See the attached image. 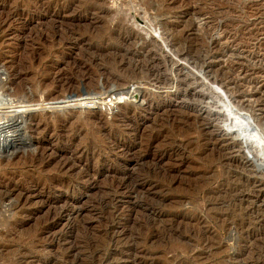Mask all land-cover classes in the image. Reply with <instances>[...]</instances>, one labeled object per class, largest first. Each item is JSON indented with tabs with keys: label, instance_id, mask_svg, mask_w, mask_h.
<instances>
[{
	"label": "rangeland",
	"instance_id": "obj_1",
	"mask_svg": "<svg viewBox=\"0 0 264 264\" xmlns=\"http://www.w3.org/2000/svg\"><path fill=\"white\" fill-rule=\"evenodd\" d=\"M0 82V264H264V0H0Z\"/></svg>",
	"mask_w": 264,
	"mask_h": 264
},
{
	"label": "bare ground",
	"instance_id": "obj_2",
	"mask_svg": "<svg viewBox=\"0 0 264 264\" xmlns=\"http://www.w3.org/2000/svg\"><path fill=\"white\" fill-rule=\"evenodd\" d=\"M217 72V71H216ZM156 74V73H155ZM6 83V82H5ZM2 83L0 82V89H2ZM23 88V87H22ZM22 90V89H21ZM0 92V150H3L12 141L14 133L17 129L21 128V125L25 122L26 115L32 111L34 107V101L28 102L27 98H22L21 100L16 97H10L8 94ZM19 92V90H18ZM90 93V92H89ZM14 94V93H13ZM93 94V93H92ZM90 95V94H89ZM118 95V94H117ZM94 96V95H90ZM86 97L87 96L86 94ZM93 98V97H89ZM26 99V101H25ZM78 100V99H77ZM76 100V102H77ZM81 100V99H80ZM144 100V99H143ZM63 101V100H62ZM90 102V101H89ZM79 103V102H77ZM36 104V103H35ZM35 108V107H34ZM29 116V115H28ZM26 123V122H25ZM27 124V123H26ZM24 125V124H23ZM31 127V126H30ZM24 128V127H22ZM26 128V127H25ZM28 129V128H27ZM22 130V129H21ZM26 131V130H25ZM27 132V131H26ZM23 133V132H22ZM17 135V134H16ZM11 144V143H10ZM37 148V147H36ZM39 148V146H38ZM44 148V147H41ZM8 149V148H7ZM43 150V149H42ZM39 151V150H38ZM45 151V150H44ZM42 152V151H41ZM0 153H2L0 151ZM94 177V176H93ZM124 179V178H122ZM125 181V180H124ZM72 182V181H71ZM126 182V181H125ZM126 185V184H125ZM121 187V186H120ZM125 187V186H124ZM67 209H63V212ZM68 213V212H67ZM65 214V213H63ZM61 216V215H60ZM111 228V227H110ZM110 230V229H109Z\"/></svg>",
	"mask_w": 264,
	"mask_h": 264
},
{
	"label": "water",
	"instance_id": "obj_3",
	"mask_svg": "<svg viewBox=\"0 0 264 264\" xmlns=\"http://www.w3.org/2000/svg\"><path fill=\"white\" fill-rule=\"evenodd\" d=\"M83 91H84V89H83Z\"/></svg>",
	"mask_w": 264,
	"mask_h": 264
}]
</instances>
